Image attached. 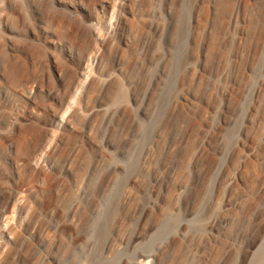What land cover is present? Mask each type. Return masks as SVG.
<instances>
[{
	"label": "rangeland",
	"instance_id": "1",
	"mask_svg": "<svg viewBox=\"0 0 264 264\" xmlns=\"http://www.w3.org/2000/svg\"><path fill=\"white\" fill-rule=\"evenodd\" d=\"M263 136L264 0H0V264H264Z\"/></svg>",
	"mask_w": 264,
	"mask_h": 264
},
{
	"label": "bare ground",
	"instance_id": "2",
	"mask_svg": "<svg viewBox=\"0 0 264 264\" xmlns=\"http://www.w3.org/2000/svg\"><path fill=\"white\" fill-rule=\"evenodd\" d=\"M91 54H92V50H89L88 54L86 55V58L84 60V65H86L89 62V57ZM80 76H82L81 73H80ZM109 80H112V79L110 78ZM36 89L38 90L39 86H37ZM178 102H179V100H177V99H174L170 102V107H171L170 112L168 114H166V116L164 117L162 122L157 125V127L155 128V131L152 132L151 138L147 139L148 136H145L146 132L144 130L142 132L141 140H140L139 144L136 147L134 146L135 148L133 150H131L129 152L127 151L126 153H124V156L126 155V158L128 159L127 160L128 164H130L131 162L134 163V161H135L136 164H137V162L139 163V165L141 166V169L146 167V165L149 163L153 148L157 142V138L163 132V129L168 124H170V121L172 120V118L174 116L175 109L178 105ZM105 110H107V113L109 114L110 119H111L110 128L114 129V127L116 125H118L119 128L121 127L123 130V133H125V135H126L125 140L131 141V139H133V137H135V136L138 138L140 137L141 133H139L140 130H138V123L137 122H133V123L129 124L130 126H127V124L130 121V112H129L130 110H129L128 106H126L125 104L119 105L116 107L108 106L105 108ZM145 128H143V129H145ZM243 130H244V127L241 128V133L244 132ZM238 142H242L241 135L239 136ZM263 142H264V136H263ZM230 183H233V180ZM263 197H264V187L258 188L249 197L245 208H243L244 211H243L242 216L239 220V225L246 226L249 223H251L258 216V214L261 210L262 200L264 199ZM225 204L228 205L229 201L225 200ZM197 217H199V216H195V218L193 219L195 222H197V219H198ZM221 224H223V220L220 216H215V217L211 218L209 221V226L211 228H215ZM111 247H112L111 241L110 240L106 241V248L111 249ZM160 253L157 251H154V250L153 251H146V250H142V249H136V250H134L133 258L131 259V264H166L163 261V259H161ZM229 255L231 256V255H233V253H230ZM178 264H190V263H188L187 261H183L182 263H178Z\"/></svg>",
	"mask_w": 264,
	"mask_h": 264
}]
</instances>
